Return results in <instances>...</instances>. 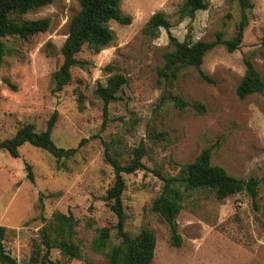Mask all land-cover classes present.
<instances>
[{
  "label": "rangeland",
  "instance_id": "374dc122",
  "mask_svg": "<svg viewBox=\"0 0 264 264\" xmlns=\"http://www.w3.org/2000/svg\"><path fill=\"white\" fill-rule=\"evenodd\" d=\"M184 0H121L126 26L110 22L113 41L95 54L84 47L76 59L85 62L73 68L62 91L54 92L52 76L62 63L60 49L69 22L80 9L78 0H56L25 14L11 13L17 24L47 18V31L21 39L4 38L5 56L0 67V142L31 124L43 132L55 114L51 133L54 145L77 149L69 159L57 160L48 152L24 144L19 157L0 152V226L7 230L3 242L16 264H27L32 246L39 242V230L56 213L72 215L77 221L73 241L90 264H104L111 246L118 245L117 219L102 201L114 183V171L104 161V144L121 165L142 145L146 154L143 170L124 174L122 205L124 230L137 235L153 231L156 241L152 264H264V90L238 98L236 88L245 74L244 58H250L264 83V0H250L248 26L238 50L228 53L218 45L206 53L200 67L178 71L167 82L158 72L163 55L170 51L168 35L161 29L156 38L143 29L155 13H163L179 42H212L217 33L230 39L236 32L239 12L228 0H207L208 7L193 20H178L176 11ZM126 84L118 99L108 105L94 95L98 84L114 75ZM178 97L189 104L173 105ZM194 102L204 107L199 113ZM209 149L211 164L230 176L259 181L256 198L246 192L223 201L208 190H196L184 197L176 217L182 244L169 243V229L151 210L162 183L153 171L174 176L180 167L192 163ZM31 167L33 183L26 178ZM109 229L102 252L92 250L101 229ZM50 259L60 264H86L68 260L57 249Z\"/></svg>",
  "mask_w": 264,
  "mask_h": 264
},
{
  "label": "trees",
  "instance_id": "16d2710c",
  "mask_svg": "<svg viewBox=\"0 0 264 264\" xmlns=\"http://www.w3.org/2000/svg\"><path fill=\"white\" fill-rule=\"evenodd\" d=\"M56 0H0V67L5 56L4 38H21L43 33L48 30L50 21L47 18L28 21L17 24L10 19L11 13L25 14L37 8L52 4ZM121 0H78L79 12L69 22L67 36L60 49L62 63L53 73V91L60 92L70 82V72L73 68L83 67L86 63L76 59L81 50L86 47L97 54L109 45L114 35L109 27L110 22L126 26L131 23L129 16L123 15L120 9ZM238 7L239 17L235 34L228 40L223 39V33H217L212 42H192L189 35L183 42H179L170 34L172 27L170 21L163 13L153 14L146 23L143 34L156 38L161 29L168 35L170 51L163 55L164 65L158 74L167 82L174 81L180 69L193 67L199 71L204 80H210L204 76L200 67L207 52L218 45L225 47L228 53L238 50L242 43L244 31L248 26V12L253 8L250 0H228ZM208 7L207 0H184L177 8L178 20H193L198 11H204ZM264 47V38L262 39ZM245 74L236 88V95L240 99L261 93L264 83L260 74L256 71L250 58H244ZM126 84L123 75L110 76L105 85L98 84L94 95L102 101L103 116L106 117L108 105L118 99V92ZM173 105L179 109L189 106L188 103L178 97L171 99ZM192 107L199 113L204 112V107L197 102ZM56 115L47 122L43 132H36L31 124L19 128L13 137L0 142V152H6L11 158L19 157V148L29 144L35 148L48 152L57 160L69 159L77 149H62L54 145L51 139ZM146 154L145 148L140 145L132 151V158L126 165H121L118 159L110 154L107 144H104V161L114 171V183L110 187L102 201L115 215L116 237L120 241L118 245L111 246L106 254L107 262L104 264H152L156 246L155 236L152 230L144 228L137 235L130 236L124 230L125 214L122 205V193L125 190L124 174H133L143 170L142 159ZM209 149L203 150L195 160L180 167L174 176H165L160 171L154 170V175L162 183L160 194L154 199L151 210L157 213L169 229V243L174 248H179L182 239L178 233L176 217L183 208L184 197L196 190L210 191L216 200L223 201L226 198L246 192L252 198L257 197L259 181L249 178L244 181L230 176L223 168L211 164ZM26 178L33 183V174L29 165L25 166ZM264 185V174L261 178ZM77 221L72 215L56 213L51 221L40 228L39 242L34 243L27 264H60L50 259L51 250L57 249L68 260L90 262L83 256L77 243L73 241ZM99 237L92 243V250L102 252L109 240V229L103 228ZM7 236L5 227L0 226V264H16L4 248L3 242Z\"/></svg>",
  "mask_w": 264,
  "mask_h": 264
}]
</instances>
